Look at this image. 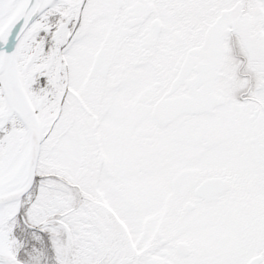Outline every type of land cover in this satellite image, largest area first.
<instances>
[{"label":"snow or ice","instance_id":"snow-or-ice-1","mask_svg":"<svg viewBox=\"0 0 264 264\" xmlns=\"http://www.w3.org/2000/svg\"><path fill=\"white\" fill-rule=\"evenodd\" d=\"M0 264H264V0H0Z\"/></svg>","mask_w":264,"mask_h":264}]
</instances>
